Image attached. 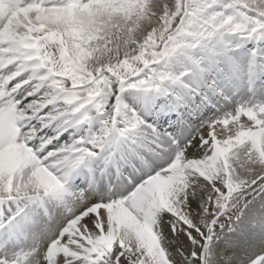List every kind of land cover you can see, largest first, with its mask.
I'll return each mask as SVG.
<instances>
[{
	"label": "snow or ice",
	"instance_id": "1",
	"mask_svg": "<svg viewBox=\"0 0 264 264\" xmlns=\"http://www.w3.org/2000/svg\"><path fill=\"white\" fill-rule=\"evenodd\" d=\"M0 264H264V0H0Z\"/></svg>",
	"mask_w": 264,
	"mask_h": 264
}]
</instances>
